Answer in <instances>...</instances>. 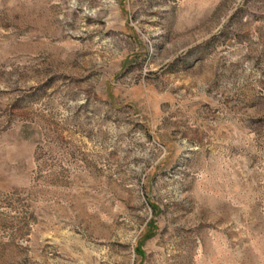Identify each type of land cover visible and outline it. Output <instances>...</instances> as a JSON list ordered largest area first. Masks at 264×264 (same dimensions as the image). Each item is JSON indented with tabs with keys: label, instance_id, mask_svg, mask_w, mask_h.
<instances>
[{
	"label": "rangeland",
	"instance_id": "obj_1",
	"mask_svg": "<svg viewBox=\"0 0 264 264\" xmlns=\"http://www.w3.org/2000/svg\"><path fill=\"white\" fill-rule=\"evenodd\" d=\"M0 264H264V0H0Z\"/></svg>",
	"mask_w": 264,
	"mask_h": 264
}]
</instances>
